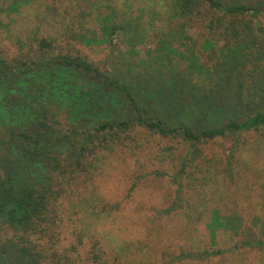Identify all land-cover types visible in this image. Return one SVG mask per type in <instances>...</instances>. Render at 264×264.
Wrapping results in <instances>:
<instances>
[{
    "label": "trees",
    "instance_id": "obj_1",
    "mask_svg": "<svg viewBox=\"0 0 264 264\" xmlns=\"http://www.w3.org/2000/svg\"><path fill=\"white\" fill-rule=\"evenodd\" d=\"M32 1L12 0L7 10L17 12ZM171 1L174 20L207 19V29L220 36L219 49L208 39L205 58L195 49L180 52L175 41L183 40L186 27L180 22L170 35L163 33L159 49L147 52L139 65L122 64L119 73H104L80 55L56 53L46 38L33 55L12 61L0 55V264H79L57 248L60 208L110 155L138 160L146 153L143 158L172 171L177 193L187 195L194 185H206L211 173L220 174V164H210L204 154L212 142L231 143L224 171L234 178L247 136L257 133L263 140L264 36L248 17H264V0ZM102 17L99 31L90 32L102 39L84 35L83 42L111 45L122 31L143 41L138 25ZM125 68L129 72L122 76ZM27 87L38 89L25 98ZM207 197L175 196L161 212L193 210L201 221L207 208L213 247H183L160 264L214 260L243 248L264 252V223L249 228L236 206L224 201L210 207ZM220 232L241 240L222 249ZM84 263L120 262L92 250Z\"/></svg>",
    "mask_w": 264,
    "mask_h": 264
},
{
    "label": "rangeland",
    "instance_id": "obj_2",
    "mask_svg": "<svg viewBox=\"0 0 264 264\" xmlns=\"http://www.w3.org/2000/svg\"><path fill=\"white\" fill-rule=\"evenodd\" d=\"M10 2L0 0V55L8 61L33 55L39 50L40 39L46 38L53 41L56 53L80 55L104 73H119V68L124 67L122 64L128 63L126 68L139 65L147 52L159 49L163 33L170 35L181 23L186 25L183 40L175 41V37L172 41L180 52L195 49L205 58L206 40H214L216 49L221 45L219 34L207 29V19L193 16V21L189 17L174 20L171 0H33L12 13L7 10ZM101 16H108L117 24L129 20L138 25L143 41L134 39L136 34L125 35L122 31L111 45L83 42L84 35L102 39L90 33L99 31L97 19ZM248 19L253 20L255 29L263 30L260 35L257 31L256 34L264 36V17ZM257 48L260 49L258 45ZM126 68L121 70L122 76L128 74ZM96 86L92 88L94 91ZM37 89L27 87V93L21 92V95L27 98ZM45 97H49V92H45ZM229 117L223 115L220 119ZM246 141V150L236 157L239 164L234 170L235 179L224 171L231 143L217 140L204 148L208 162L220 164V174L211 173L206 185H194L187 195L186 191L177 193V185L168 175L172 171L154 159L143 158L146 153L138 160L126 153L110 155L80 192L73 191L70 198L62 201L61 221L55 230L59 238L57 248L80 260L79 264H87L84 261L92 250L110 259L116 258L119 264H160L166 255L169 258L172 252L178 253L183 247L195 250L213 247L207 228V208L202 209L206 217L201 221L195 219L193 210L170 216L161 212L175 196H208L210 207L225 201L237 207L249 228L258 230L264 223V137L260 140L259 134H250ZM157 169L166 175L156 176ZM240 240V236L221 232L218 237L222 249L231 248ZM181 264H264V252L243 248L214 260Z\"/></svg>",
    "mask_w": 264,
    "mask_h": 264
}]
</instances>
